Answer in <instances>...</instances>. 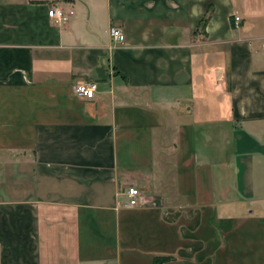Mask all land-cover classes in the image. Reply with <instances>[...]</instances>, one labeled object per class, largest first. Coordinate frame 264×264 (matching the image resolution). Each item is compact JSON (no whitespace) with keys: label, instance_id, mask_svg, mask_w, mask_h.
Masks as SVG:
<instances>
[{"label":"crops","instance_id":"obj_1","mask_svg":"<svg viewBox=\"0 0 264 264\" xmlns=\"http://www.w3.org/2000/svg\"><path fill=\"white\" fill-rule=\"evenodd\" d=\"M0 264H264V0H0Z\"/></svg>","mask_w":264,"mask_h":264},{"label":"built area","instance_id":"obj_2","mask_svg":"<svg viewBox=\"0 0 264 264\" xmlns=\"http://www.w3.org/2000/svg\"><path fill=\"white\" fill-rule=\"evenodd\" d=\"M49 17L53 19L57 23H67L75 14L74 9L65 10L60 6H55L49 9L48 11ZM239 17H236L238 20ZM111 35L113 39L119 43H123L125 41V34L123 30L119 27L112 26L110 29ZM99 85L95 81H82L74 86V93L81 98L84 99H92L96 95V91ZM129 195V204L134 206L139 202L140 191L136 187H131L128 190Z\"/></svg>","mask_w":264,"mask_h":264},{"label":"rangeland","instance_id":"obj_3","mask_svg":"<svg viewBox=\"0 0 264 264\" xmlns=\"http://www.w3.org/2000/svg\"><path fill=\"white\" fill-rule=\"evenodd\" d=\"M55 7V6H54ZM51 9V8H50Z\"/></svg>","mask_w":264,"mask_h":264}]
</instances>
